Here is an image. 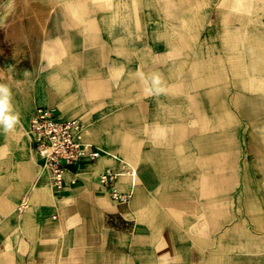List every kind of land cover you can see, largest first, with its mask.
I'll return each instance as SVG.
<instances>
[{
	"label": "crops",
	"instance_id": "obj_1",
	"mask_svg": "<svg viewBox=\"0 0 264 264\" xmlns=\"http://www.w3.org/2000/svg\"><path fill=\"white\" fill-rule=\"evenodd\" d=\"M0 85V264H264V0H0ZM40 106L100 151L59 188Z\"/></svg>",
	"mask_w": 264,
	"mask_h": 264
},
{
	"label": "built area",
	"instance_id": "obj_2",
	"mask_svg": "<svg viewBox=\"0 0 264 264\" xmlns=\"http://www.w3.org/2000/svg\"><path fill=\"white\" fill-rule=\"evenodd\" d=\"M85 123L77 118H57L52 109L37 107L30 121L33 148L51 173L52 182L61 187L66 168L82 159H95L100 151L83 140ZM119 172L107 170L100 174V183L108 187L117 202H127L129 193L119 191L113 182Z\"/></svg>",
	"mask_w": 264,
	"mask_h": 264
},
{
	"label": "clouds",
	"instance_id": "obj_3",
	"mask_svg": "<svg viewBox=\"0 0 264 264\" xmlns=\"http://www.w3.org/2000/svg\"><path fill=\"white\" fill-rule=\"evenodd\" d=\"M0 94H3L2 97H0V114H2L9 103V89L6 86L0 85ZM15 121L16 117H7L4 119V124L6 128H10Z\"/></svg>",
	"mask_w": 264,
	"mask_h": 264
},
{
	"label": "bare ground",
	"instance_id": "obj_4",
	"mask_svg": "<svg viewBox=\"0 0 264 264\" xmlns=\"http://www.w3.org/2000/svg\"><path fill=\"white\" fill-rule=\"evenodd\" d=\"M119 174H121L120 172H119ZM129 174H134V171L133 170H129ZM129 194H130V196L132 195V193H131V191L129 192Z\"/></svg>",
	"mask_w": 264,
	"mask_h": 264
},
{
	"label": "rangeland",
	"instance_id": "obj_5",
	"mask_svg": "<svg viewBox=\"0 0 264 264\" xmlns=\"http://www.w3.org/2000/svg\"><path fill=\"white\" fill-rule=\"evenodd\" d=\"M36 12H34V14H35ZM113 199V198H112ZM114 200V199H113ZM116 201V200H115Z\"/></svg>",
	"mask_w": 264,
	"mask_h": 264
}]
</instances>
